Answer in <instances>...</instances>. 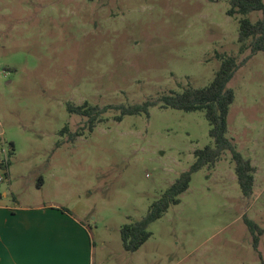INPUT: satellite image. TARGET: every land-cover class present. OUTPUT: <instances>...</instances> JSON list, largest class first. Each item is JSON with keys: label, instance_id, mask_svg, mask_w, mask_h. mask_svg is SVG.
<instances>
[{"label": "rangeland", "instance_id": "374dc122", "mask_svg": "<svg viewBox=\"0 0 264 264\" xmlns=\"http://www.w3.org/2000/svg\"><path fill=\"white\" fill-rule=\"evenodd\" d=\"M229 7V0H0V124L14 144L12 185L0 186L5 202L83 210L95 264H264V232L255 249L243 220L264 228V51H241V16ZM219 54L239 64L229 82L236 99L228 136L256 166L254 193L243 196L226 152L213 169L194 173L180 203L150 224L151 237L127 251L121 228L145 216L195 150L212 143L210 125L203 111L154 105L122 121L108 109L90 130L68 103L104 108L205 86Z\"/></svg>", "mask_w": 264, "mask_h": 264}, {"label": "trees", "instance_id": "16d2710c", "mask_svg": "<svg viewBox=\"0 0 264 264\" xmlns=\"http://www.w3.org/2000/svg\"><path fill=\"white\" fill-rule=\"evenodd\" d=\"M229 4L227 13L231 16H241L239 18L238 38L241 51L244 52L248 48L252 54L264 51V0H229ZM253 11H260L262 16L255 21L246 16ZM218 57L220 67L215 72L212 81L205 86L188 85L181 91L163 94L157 100L149 99L141 103L112 104L104 108L89 105L87 102L80 106L68 103L70 112L88 117L87 122L90 130L95 126V121L100 119V114L108 109L113 108L119 111L115 115V119L122 121L126 115L143 113L149 115L150 107L154 105L184 111H203L210 125L209 135L213 140L212 143L195 150L194 162L189 169L183 171L175 182L149 205L145 216L125 224L121 228L123 245L127 251L138 250L151 237L150 224L163 217L172 205L180 203V196L188 190L193 174L204 167L213 169L226 152L231 154L234 171L243 196L249 199L254 193L256 166L250 158L245 157L238 150L234 140L228 136L230 107L236 99V91L229 86V82L239 64L235 56L219 54ZM102 120L100 119V121ZM62 132H68V128L65 126ZM81 134L77 131L70 133V136L74 137ZM10 144L14 149V144L12 142ZM62 209L66 210L65 208ZM243 220L252 234L253 246L256 249L264 228L247 215L243 216Z\"/></svg>", "mask_w": 264, "mask_h": 264}, {"label": "crops", "instance_id": "0c3cea01", "mask_svg": "<svg viewBox=\"0 0 264 264\" xmlns=\"http://www.w3.org/2000/svg\"><path fill=\"white\" fill-rule=\"evenodd\" d=\"M7 184L10 188L11 179ZM7 196L8 191L0 195V264H95L92 231L83 210L10 205Z\"/></svg>", "mask_w": 264, "mask_h": 264}, {"label": "built area", "instance_id": "2783aa9c", "mask_svg": "<svg viewBox=\"0 0 264 264\" xmlns=\"http://www.w3.org/2000/svg\"><path fill=\"white\" fill-rule=\"evenodd\" d=\"M12 152L13 147L5 138L4 130L0 124V186L8 183L10 180V162Z\"/></svg>", "mask_w": 264, "mask_h": 264}]
</instances>
